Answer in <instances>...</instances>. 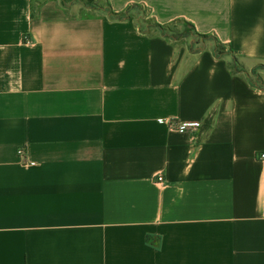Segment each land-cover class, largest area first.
<instances>
[{
    "label": "crops",
    "instance_id": "0c3cea01",
    "mask_svg": "<svg viewBox=\"0 0 264 264\" xmlns=\"http://www.w3.org/2000/svg\"><path fill=\"white\" fill-rule=\"evenodd\" d=\"M108 2L264 64V0ZM262 153L264 90L213 45L0 0V264H264Z\"/></svg>",
    "mask_w": 264,
    "mask_h": 264
},
{
    "label": "trees",
    "instance_id": "16d2710c",
    "mask_svg": "<svg viewBox=\"0 0 264 264\" xmlns=\"http://www.w3.org/2000/svg\"><path fill=\"white\" fill-rule=\"evenodd\" d=\"M67 12H72L79 6V16H105L115 21L133 19L140 31L149 36H159L171 44L187 46L191 53H200L208 49V44L214 46V53L218 58L228 62V68L234 75L244 78L252 88L264 90V64H258L246 69L239 62L237 53L227 49L215 36L201 35L190 23L178 20L167 25H160L149 18L148 11L139 5H131L120 13L113 11L108 0H54Z\"/></svg>",
    "mask_w": 264,
    "mask_h": 264
},
{
    "label": "built area",
    "instance_id": "2783aa9c",
    "mask_svg": "<svg viewBox=\"0 0 264 264\" xmlns=\"http://www.w3.org/2000/svg\"><path fill=\"white\" fill-rule=\"evenodd\" d=\"M163 124H166L168 126V128L171 131H176L179 134H186L190 131H196L201 127V123L200 122H182V123H177L175 121H166V120H161L160 121ZM19 154L22 155L23 154V150L20 149L19 150ZM259 159L264 160V154H260L259 155ZM157 182L158 183H162L163 182V177H158L157 178Z\"/></svg>",
    "mask_w": 264,
    "mask_h": 264
},
{
    "label": "rangeland",
    "instance_id": "374dc122",
    "mask_svg": "<svg viewBox=\"0 0 264 264\" xmlns=\"http://www.w3.org/2000/svg\"><path fill=\"white\" fill-rule=\"evenodd\" d=\"M73 14H76V15H79V6H76L74 9H73ZM211 44L209 43L208 46H210ZM239 59V62L244 65V67L246 69H251L252 67H254L255 65H258V64H252L250 62H247L245 61L244 59L242 58H238ZM261 77L262 79L264 80V72H261Z\"/></svg>",
    "mask_w": 264,
    "mask_h": 264
}]
</instances>
